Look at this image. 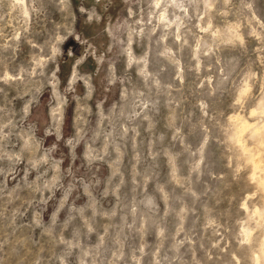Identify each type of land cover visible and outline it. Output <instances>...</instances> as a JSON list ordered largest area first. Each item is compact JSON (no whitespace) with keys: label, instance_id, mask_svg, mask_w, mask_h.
<instances>
[{"label":"rangeland","instance_id":"374dc122","mask_svg":"<svg viewBox=\"0 0 264 264\" xmlns=\"http://www.w3.org/2000/svg\"><path fill=\"white\" fill-rule=\"evenodd\" d=\"M251 157L264 0H0V264H264Z\"/></svg>","mask_w":264,"mask_h":264},{"label":"bare ground","instance_id":"6f19581e","mask_svg":"<svg viewBox=\"0 0 264 264\" xmlns=\"http://www.w3.org/2000/svg\"><path fill=\"white\" fill-rule=\"evenodd\" d=\"M253 157H251V166L255 172L256 171L261 172V175L258 177L257 184H258L259 188L262 190V192L264 193V169L260 166L259 160L256 159L257 157L256 158H253Z\"/></svg>","mask_w":264,"mask_h":264}]
</instances>
